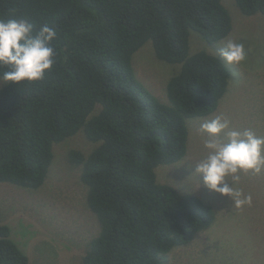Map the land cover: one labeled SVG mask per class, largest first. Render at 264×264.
Segmentation results:
<instances>
[{
	"label": "trees",
	"instance_id": "16d2710c",
	"mask_svg": "<svg viewBox=\"0 0 264 264\" xmlns=\"http://www.w3.org/2000/svg\"><path fill=\"white\" fill-rule=\"evenodd\" d=\"M222 1L0 0V19L57 33L56 62L43 80L0 83V183L37 190L53 144L79 131L95 143L87 155L67 156L81 166L86 206L99 223L82 264H164L212 225L210 205L157 183L155 169L183 159L186 120L215 112L228 90L229 68L204 49L191 53L189 44L191 33L212 46L230 34ZM233 2L243 16H264V0ZM147 42L169 67L166 103L131 65ZM0 264H28L1 223Z\"/></svg>",
	"mask_w": 264,
	"mask_h": 264
},
{
	"label": "rangeland",
	"instance_id": "374dc122",
	"mask_svg": "<svg viewBox=\"0 0 264 264\" xmlns=\"http://www.w3.org/2000/svg\"><path fill=\"white\" fill-rule=\"evenodd\" d=\"M223 2L232 20L230 34L212 46L195 40L191 33L189 44L191 53L204 49L229 68L228 90L215 112L186 120L183 159L155 169L157 183L199 197L213 208L215 217L189 245L173 249L164 264H264V175L240 173L235 186L251 194L252 204L236 208L228 197L206 188L202 177L194 173L195 163L206 155V134L200 131L206 120L222 113L233 127L252 128L264 136V16H243L233 0ZM228 39L244 44L245 61L229 65L219 56L222 42ZM150 46L147 42L134 53L131 65L137 80L166 103L169 67L156 59ZM95 147L79 131L53 144V157L39 189L0 183V223L10 228L11 239L26 254L28 264H82L88 242L99 232V223L86 206L81 166L73 165L67 156L70 151L87 155Z\"/></svg>",
	"mask_w": 264,
	"mask_h": 264
},
{
	"label": "clouds",
	"instance_id": "9594fccd",
	"mask_svg": "<svg viewBox=\"0 0 264 264\" xmlns=\"http://www.w3.org/2000/svg\"><path fill=\"white\" fill-rule=\"evenodd\" d=\"M56 36L55 28L47 24L34 30L25 19H0V83L43 80L56 62L52 46ZM219 56L227 64L236 65L246 60L247 53L242 42L228 39L222 42ZM200 131L206 134V155L195 163L194 173L202 177L206 188L228 197L236 208L250 206L251 194L235 185L241 172L264 175V136L252 128L233 127L222 113L203 122Z\"/></svg>",
	"mask_w": 264,
	"mask_h": 264
}]
</instances>
